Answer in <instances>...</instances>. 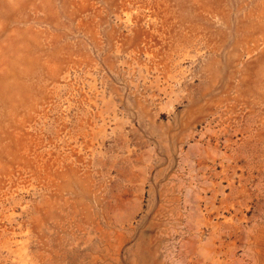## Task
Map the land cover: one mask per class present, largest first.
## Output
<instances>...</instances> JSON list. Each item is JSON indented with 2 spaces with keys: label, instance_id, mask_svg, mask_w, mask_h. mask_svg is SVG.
Here are the masks:
<instances>
[{
  "label": "rangeland",
  "instance_id": "1",
  "mask_svg": "<svg viewBox=\"0 0 264 264\" xmlns=\"http://www.w3.org/2000/svg\"><path fill=\"white\" fill-rule=\"evenodd\" d=\"M0 264H264V0H0Z\"/></svg>",
  "mask_w": 264,
  "mask_h": 264
}]
</instances>
